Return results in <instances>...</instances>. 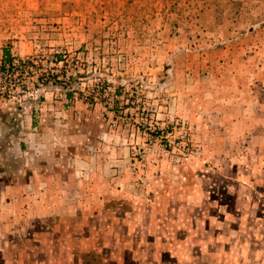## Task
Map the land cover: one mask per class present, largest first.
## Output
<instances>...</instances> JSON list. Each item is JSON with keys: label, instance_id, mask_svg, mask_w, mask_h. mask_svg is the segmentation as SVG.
Segmentation results:
<instances>
[{"label": "rangeland", "instance_id": "rangeland-1", "mask_svg": "<svg viewBox=\"0 0 264 264\" xmlns=\"http://www.w3.org/2000/svg\"><path fill=\"white\" fill-rule=\"evenodd\" d=\"M0 264H264V0H0Z\"/></svg>", "mask_w": 264, "mask_h": 264}, {"label": "trees", "instance_id": "trees-1", "mask_svg": "<svg viewBox=\"0 0 264 264\" xmlns=\"http://www.w3.org/2000/svg\"><path fill=\"white\" fill-rule=\"evenodd\" d=\"M6 53H7V52H5V55H7Z\"/></svg>", "mask_w": 264, "mask_h": 264}]
</instances>
